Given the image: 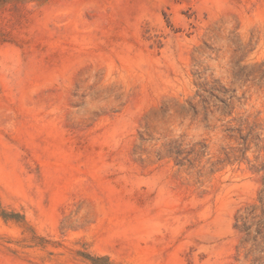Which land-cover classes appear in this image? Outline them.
<instances>
[{"label":"rangeland","instance_id":"1","mask_svg":"<svg viewBox=\"0 0 264 264\" xmlns=\"http://www.w3.org/2000/svg\"><path fill=\"white\" fill-rule=\"evenodd\" d=\"M0 264H264V0H0Z\"/></svg>","mask_w":264,"mask_h":264}]
</instances>
